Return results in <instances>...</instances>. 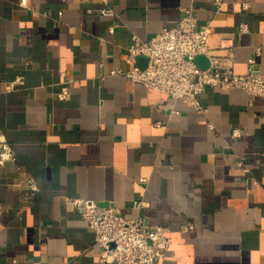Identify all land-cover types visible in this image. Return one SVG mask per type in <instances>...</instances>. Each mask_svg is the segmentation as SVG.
Listing matches in <instances>:
<instances>
[{
	"label": "crops",
	"instance_id": "crops-1",
	"mask_svg": "<svg viewBox=\"0 0 264 264\" xmlns=\"http://www.w3.org/2000/svg\"><path fill=\"white\" fill-rule=\"evenodd\" d=\"M187 8L201 69L264 74V0H0V264H106L75 199L167 226L162 264H264V96L203 111L114 73Z\"/></svg>",
	"mask_w": 264,
	"mask_h": 264
},
{
	"label": "built area",
	"instance_id": "built-area-1",
	"mask_svg": "<svg viewBox=\"0 0 264 264\" xmlns=\"http://www.w3.org/2000/svg\"><path fill=\"white\" fill-rule=\"evenodd\" d=\"M113 14L112 9L102 10ZM242 24L241 31H247ZM114 32V27H110ZM210 22L200 24L191 8L184 11L179 25L164 28L148 40L134 38L128 47L127 71H114L125 75L134 83H141L169 95L172 99H184L196 109L205 111L199 97L209 87L223 90L238 88L253 96H264V74L257 72L255 57L249 59L246 73L239 74L232 68L201 69L196 59L209 55ZM260 54L257 48L255 55ZM140 57H146L145 67L139 64ZM59 98L68 97L64 87ZM160 125V123H157ZM234 138L241 136V129L234 128ZM238 165H242L239 161ZM248 171L247 168H245ZM83 219L95 233L100 247V261L106 264H162L169 248V228L165 225H148L141 216L128 219L114 204H101L92 200L75 199ZM143 205H139L141 207ZM188 225L182 230L187 231Z\"/></svg>",
	"mask_w": 264,
	"mask_h": 264
},
{
	"label": "water",
	"instance_id": "water-1",
	"mask_svg": "<svg viewBox=\"0 0 264 264\" xmlns=\"http://www.w3.org/2000/svg\"><path fill=\"white\" fill-rule=\"evenodd\" d=\"M140 59H143L144 60L142 67H145L146 66V63H147V58L146 57H140Z\"/></svg>",
	"mask_w": 264,
	"mask_h": 264
}]
</instances>
